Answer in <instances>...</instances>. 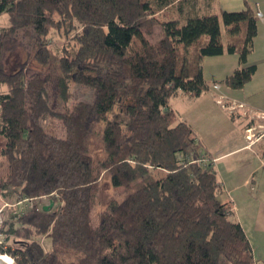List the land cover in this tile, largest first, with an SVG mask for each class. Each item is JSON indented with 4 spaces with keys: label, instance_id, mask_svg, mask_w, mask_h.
Masks as SVG:
<instances>
[{
    "label": "trees",
    "instance_id": "1",
    "mask_svg": "<svg viewBox=\"0 0 264 264\" xmlns=\"http://www.w3.org/2000/svg\"><path fill=\"white\" fill-rule=\"evenodd\" d=\"M184 1L0 0V15L10 21L0 30L7 167L0 192L29 201L5 222L1 255L15 264H256L244 228L219 200L213 159L171 108L181 92L192 98L208 90L203 58L237 50L223 45L216 15L185 25L160 20ZM221 20L230 38L246 26L243 65L258 33L255 12L225 11ZM158 27L160 38L151 41ZM55 29L69 41L63 49L68 70L49 49ZM39 53L59 70L57 80L30 73ZM255 71L241 66L226 83L241 89ZM73 85L90 97L71 105ZM49 86L61 98L58 111ZM49 118L61 120L64 136L46 130ZM97 127L102 162L89 152ZM156 171L165 175L157 178ZM103 174L127 196L107 205L95 226ZM44 197L55 201L49 212L39 205Z\"/></svg>",
    "mask_w": 264,
    "mask_h": 264
},
{
    "label": "crops",
    "instance_id": "2",
    "mask_svg": "<svg viewBox=\"0 0 264 264\" xmlns=\"http://www.w3.org/2000/svg\"><path fill=\"white\" fill-rule=\"evenodd\" d=\"M177 4L180 5L172 7L169 14L182 25L189 18L211 15L218 16L221 23L225 11L233 13L250 8L255 12L258 33L246 62L241 65L239 56L246 26L242 25L241 35L235 38L229 37L225 26L227 38L223 43L221 31L222 43L226 49L230 44L236 45L235 53L225 51L220 56L203 58L201 68L208 90L199 97L191 98L183 92L172 97L183 103L180 112L170 103L178 119L192 127L204 151L213 159V169L222 183L219 200L232 210L234 219L244 228L256 264H264V139L249 145L245 130L256 121L241 115L242 110L231 114L216 101L223 96L226 101L244 103L248 110L264 112V0H185ZM236 39L238 43L234 44ZM241 66L255 67L256 71L241 89H231L227 78ZM216 83L219 90L213 89Z\"/></svg>",
    "mask_w": 264,
    "mask_h": 264
},
{
    "label": "rangeland",
    "instance_id": "3",
    "mask_svg": "<svg viewBox=\"0 0 264 264\" xmlns=\"http://www.w3.org/2000/svg\"><path fill=\"white\" fill-rule=\"evenodd\" d=\"M178 6L175 5L176 8ZM160 20L166 21L168 19V16L166 12L158 16ZM7 14H1L0 15V30L3 28H6L9 26L10 21L8 20ZM222 23V22H221ZM221 31L223 34V43L225 42L227 38L225 24L222 23ZM63 34V32H60ZM59 34L58 30H53L50 36V45L49 49L50 52L53 54L54 57L63 58L64 47H67L69 44V41L64 37L65 35ZM161 35V29L158 27L156 29V32L153 36L150 37L151 41H156L160 38ZM234 44H237V39L233 42ZM62 69L68 70L70 68V63L64 61V58L62 60ZM30 73H38L42 76L49 75L53 78V80H57L59 75V70L54 67V64H52L50 61H46V58L42 54H37V59H34L33 63L30 64ZM5 88H0V93L4 91ZM72 96L74 97V100L70 102L71 105H74L77 101L80 99H87L89 98V92L86 89L83 88H77L76 86H72ZM49 94L51 97V104L53 108H55L57 111L62 109V101L60 97H57L56 91L53 88V86H49ZM171 103H173L174 107L180 112L181 108L183 106V103L179 99L170 100ZM220 106V105H219ZM221 107V106H220ZM222 108V107H221ZM223 109V108H222ZM220 124L223 126V120H219ZM97 133L90 139L89 143V152H91V155L93 158H95L96 161L102 162L105 159V154L103 151L102 143L100 140V129L99 127L96 128ZM46 130L52 133L53 135L59 137L65 135V130L63 127V124L61 120H57L54 118H49L46 124ZM4 138L0 136V174L4 173L7 169L6 167V158L1 155L3 147H4ZM157 178H161L163 175H165V172L163 171H156L155 173ZM99 187L97 191L95 192V200L93 205V211L91 215V219H93V223L96 226L100 221V215L102 212H104L107 209V205H109L112 201H121L123 200L126 195L125 188L118 187L114 188L110 184V178L108 174H103L99 181ZM39 205H48L50 203V199L47 198H41ZM29 205V201L19 200L17 196H9V194H5L0 192V244L4 241V235L2 234V228L6 224L5 222L7 219L11 217V215H16L18 212H24V210L27 209V206ZM40 243H42L46 248H48V242L49 240L45 239V237H41ZM14 263V260H13ZM15 264V263H14Z\"/></svg>",
    "mask_w": 264,
    "mask_h": 264
},
{
    "label": "built area",
    "instance_id": "4",
    "mask_svg": "<svg viewBox=\"0 0 264 264\" xmlns=\"http://www.w3.org/2000/svg\"><path fill=\"white\" fill-rule=\"evenodd\" d=\"M258 16H261V13L257 11ZM213 89L219 90L220 85L214 84ZM217 103L225 110L230 112L231 114H235L238 110L244 111L241 113L243 116H248L252 122L256 121V123H251L245 130L246 140L249 145L256 144L264 139V112H256L252 109H247L244 103H239L238 101H226V98L220 96L216 99Z\"/></svg>",
    "mask_w": 264,
    "mask_h": 264
},
{
    "label": "water",
    "instance_id": "5",
    "mask_svg": "<svg viewBox=\"0 0 264 264\" xmlns=\"http://www.w3.org/2000/svg\"><path fill=\"white\" fill-rule=\"evenodd\" d=\"M55 204V201L53 199H51L50 203L48 205H43L42 206V210L49 212L51 211V209L53 208ZM0 264H8L4 259H3V255L0 254ZM12 264V263H9Z\"/></svg>",
    "mask_w": 264,
    "mask_h": 264
},
{
    "label": "bare ground",
    "instance_id": "6",
    "mask_svg": "<svg viewBox=\"0 0 264 264\" xmlns=\"http://www.w3.org/2000/svg\"><path fill=\"white\" fill-rule=\"evenodd\" d=\"M3 259L9 264V263H13V259L10 257V256H6V255H3Z\"/></svg>",
    "mask_w": 264,
    "mask_h": 264
}]
</instances>
